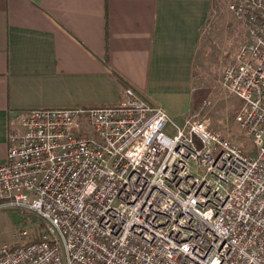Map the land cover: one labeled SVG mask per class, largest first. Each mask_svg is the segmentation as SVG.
<instances>
[{"label":"built area","instance_id":"built-area-1","mask_svg":"<svg viewBox=\"0 0 264 264\" xmlns=\"http://www.w3.org/2000/svg\"><path fill=\"white\" fill-rule=\"evenodd\" d=\"M230 9L249 40L222 82L256 155L130 87L114 105L31 109L9 133L0 208L38 215L42 240L1 245L0 264H264V0Z\"/></svg>","mask_w":264,"mask_h":264},{"label":"crops","instance_id":"crops-1","mask_svg":"<svg viewBox=\"0 0 264 264\" xmlns=\"http://www.w3.org/2000/svg\"><path fill=\"white\" fill-rule=\"evenodd\" d=\"M211 4L0 0V163L31 109L114 105L130 87L173 119L189 113Z\"/></svg>","mask_w":264,"mask_h":264},{"label":"rangeland","instance_id":"rangeland-1","mask_svg":"<svg viewBox=\"0 0 264 264\" xmlns=\"http://www.w3.org/2000/svg\"><path fill=\"white\" fill-rule=\"evenodd\" d=\"M231 1L212 0L210 13L202 27V45L204 39L207 41L201 66L195 77L192 110L182 117H170L179 126H184L188 120L203 121L217 133L255 156L257 147L250 133L237 121L244 102L222 82L224 69L237 63L241 46L249 40L245 25L230 9ZM22 217L17 208H0V246L5 243H21L28 238L22 236L23 230L33 232L39 228V222L29 220L24 224Z\"/></svg>","mask_w":264,"mask_h":264},{"label":"trees","instance_id":"trees-1","mask_svg":"<svg viewBox=\"0 0 264 264\" xmlns=\"http://www.w3.org/2000/svg\"><path fill=\"white\" fill-rule=\"evenodd\" d=\"M120 79H122L120 77ZM22 215H23V221H24V224H27L30 221H33V222H39L40 226L37 230L33 231V232H30L28 238L21 242V243H17L15 245H20L22 243H29V242H39L42 240V232L44 230V221L36 214L32 213V212H29V211H24V210H20Z\"/></svg>","mask_w":264,"mask_h":264}]
</instances>
